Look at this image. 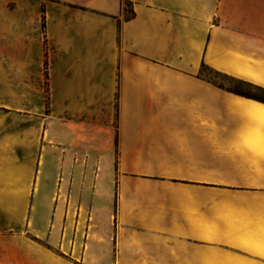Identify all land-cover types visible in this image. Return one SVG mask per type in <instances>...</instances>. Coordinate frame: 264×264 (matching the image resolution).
Here are the masks:
<instances>
[{
	"label": "crops",
	"instance_id": "0c3cea01",
	"mask_svg": "<svg viewBox=\"0 0 264 264\" xmlns=\"http://www.w3.org/2000/svg\"><path fill=\"white\" fill-rule=\"evenodd\" d=\"M202 66L264 89V0H0V264H264V103Z\"/></svg>",
	"mask_w": 264,
	"mask_h": 264
},
{
	"label": "rangeland",
	"instance_id": "374dc122",
	"mask_svg": "<svg viewBox=\"0 0 264 264\" xmlns=\"http://www.w3.org/2000/svg\"><path fill=\"white\" fill-rule=\"evenodd\" d=\"M200 73L202 76L209 78L213 83H215L218 86H222L229 90L239 89L243 92H251L254 95H257L261 98H264V93L260 91H256L255 89L247 86L243 82H239L233 78L226 77L217 73H214L208 68H202L200 70Z\"/></svg>",
	"mask_w": 264,
	"mask_h": 264
},
{
	"label": "trees",
	"instance_id": "16d2710c",
	"mask_svg": "<svg viewBox=\"0 0 264 264\" xmlns=\"http://www.w3.org/2000/svg\"><path fill=\"white\" fill-rule=\"evenodd\" d=\"M202 68H204V66H202ZM239 82H242V81H239ZM244 84H246L247 86L255 89L256 91H260V92H263L264 93V89L260 88V87H257V86H253L251 84H248V83H245L243 82ZM220 88H224L222 86H219ZM226 91L232 93V94H235V95H238V96H241V97H244V98H247V99H251V100H255V101H258V102H261V103H264V98H261L257 95H254L252 94L251 92H243L239 89H234V90H229V89H226ZM46 91H47V82H46ZM48 98V97H47Z\"/></svg>",
	"mask_w": 264,
	"mask_h": 264
}]
</instances>
